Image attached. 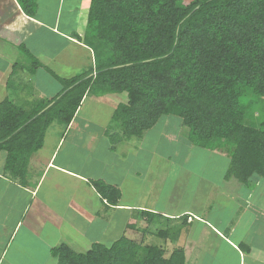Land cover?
Listing matches in <instances>:
<instances>
[{
  "label": "trees",
  "instance_id": "obj_1",
  "mask_svg": "<svg viewBox=\"0 0 264 264\" xmlns=\"http://www.w3.org/2000/svg\"><path fill=\"white\" fill-rule=\"evenodd\" d=\"M17 1L27 15H37L39 0ZM82 39L94 65L70 77L52 71L61 83L57 94L0 102V150L10 175L26 178L49 127L68 126L87 94L126 93L112 116L122 129L118 140L142 138L161 117L175 116L193 145L228 157L226 179L249 191L255 178L264 180V0H90ZM91 184L118 204L117 185ZM145 214L149 225L140 240L124 235L86 252L63 243L51 254L57 264H186L184 249L168 255L145 243L159 223L155 213ZM162 230L157 234L167 238Z\"/></svg>",
  "mask_w": 264,
  "mask_h": 264
},
{
  "label": "crops",
  "instance_id": "obj_2",
  "mask_svg": "<svg viewBox=\"0 0 264 264\" xmlns=\"http://www.w3.org/2000/svg\"><path fill=\"white\" fill-rule=\"evenodd\" d=\"M89 3L90 0H39L38 13L32 17L23 11L17 0H0V102L5 98L25 103L51 97L53 94L48 96L40 90L34 79L40 68L60 82L52 71L70 77L94 65L89 52L93 50L82 39L86 25L81 23L83 30L73 28L77 23L72 25L74 18L80 21L81 15L87 24ZM72 45L79 48L73 54ZM83 49L89 52L86 62L82 60L85 57H78ZM33 60L40 62L35 69H32ZM16 64L23 67L17 68ZM10 79L12 86L8 87ZM121 95L123 93L87 94L68 126L54 122L47 130L43 147L31 156L23 181L5 169L7 154L0 150V264H57L51 254L53 247L66 243L82 251L80 243L67 238V228L78 233L84 227H99L106 233L116 227L120 211H127L130 214V218H126L127 221L129 218L128 226H135L131 224L135 210L146 227L149 225L146 212L155 213L159 225H170L169 221L163 222L164 219L184 220L179 233L171 232V237L165 238L171 246L165 249L168 253L175 248L184 249L186 264H264V180L261 178H255L256 187L250 193L245 191L247 197L242 198L237 190L229 187L226 190L222 183L220 189L215 188L218 191L215 194L214 180H211L203 212H193L189 207L176 210L175 206L159 205L156 201L146 205L123 202L124 185L133 191L135 178L145 177L150 170L152 152L150 147L143 146L145 134L137 138L138 142L124 136L113 142L110 134H118L113 125L98 126L91 112L80 114L91 99L95 104L112 106L113 116L117 106L123 103L119 102ZM126 100L127 96L124 102ZM171 136L167 139L172 142ZM187 142L182 144L187 152L196 148ZM128 150H132L129 158L128 153L125 154ZM146 150L149 151L144 158L147 162L141 167L136 161ZM85 152L93 154L92 160L83 158ZM175 153V159L170 155L173 162L169 163V168L175 163L180 171L185 170L188 165L184 155L177 150ZM157 156L168 160L163 153ZM228 167L229 164L226 169ZM225 173L223 178L227 184L230 179L225 178ZM98 179L120 188L118 204L109 203L97 192L91 180ZM156 188L155 185L150 187L152 194L156 192L154 199L158 193ZM233 192L232 198H227ZM218 194L227 195L214 198ZM155 224L153 229L157 227ZM129 229L136 233V226Z\"/></svg>",
  "mask_w": 264,
  "mask_h": 264
},
{
  "label": "rangeland",
  "instance_id": "obj_3",
  "mask_svg": "<svg viewBox=\"0 0 264 264\" xmlns=\"http://www.w3.org/2000/svg\"><path fill=\"white\" fill-rule=\"evenodd\" d=\"M184 1L188 3L192 0ZM84 19L85 18L82 17V15L79 17V22H77L76 18H74L72 21V25L77 23L78 26H74L73 28H75L76 30H83L85 27L82 28L81 23H84V25H86V23L82 21ZM78 50L79 48L77 46H71V54H73V52H77ZM89 52L90 61L94 62V53L92 51ZM89 52L84 50V52H81L78 57L81 59L85 57L82 60L86 62ZM40 69V72L37 74V76L34 77V79L37 81L38 87L40 88V90L43 89L48 94V96H51L52 94V96H54L61 90V83L55 80V78H52L51 74H49L46 70H44L43 68ZM71 69H73V67ZM76 69L78 70V68ZM72 74H75V72H72ZM126 96V93H123V95L119 97V102L123 101L124 103ZM114 100L116 99L114 98ZM113 104L116 105V102ZM111 107L109 104L105 103L102 104V106L100 104H95L93 101H91V99H89L84 106V111H82L80 114L85 115L91 112V115H94L96 117V125L106 127H110L113 125V127L116 128L114 129V132L121 134V127H119L115 120L112 119L111 111L113 110L110 109ZM169 118L171 119L169 120ZM180 128V118L175 116H164L158 120L153 128L145 133V136L142 139V142L145 143L143 146L150 147L149 151L150 153L152 152L149 156L150 170L145 177L137 176L135 178L133 191L129 190V187L127 185H124L123 190L125 194L123 196V202H132L134 203V205H146L151 204V201L152 203L156 201L159 203V205L161 203L162 205H165L167 207L175 206L174 208L176 210L189 207L188 209L193 212H203L205 201L209 199L211 180H214V189L216 187L220 189V184L222 183L226 190H228L229 187L235 191L237 190L241 195V198L243 197V195L247 197L246 194L250 193L249 190L245 189V187L235 178H231L227 184L225 183L223 176L225 171H227L228 169H226L229 163L228 157L226 155L224 157L223 154L218 153L214 150L200 147L187 149L189 152L188 153L186 149L182 147L183 142L186 143L188 139L183 135L181 136ZM169 135H172V138H170L173 139L172 142L169 140V138L167 139ZM114 139L116 141H120L118 140V134L114 137ZM132 139L136 140L135 142H138L139 140L137 138ZM100 146H102V144H100ZM64 147H67V143L66 145H64ZM132 149L134 148L132 147ZM175 150L184 155L183 157L186 159L185 162L188 165L185 170L180 171V167H178L175 163H172V167L169 168V163L172 161L170 155H173L174 159L177 156V153L173 154ZM129 151L131 152L132 150H128V152H125V154L128 153V158ZM149 151H143V156L137 159L136 164H139L141 167L145 166V163L147 161H144V158L148 157L149 154L147 152ZM133 152L139 155V152L137 153L135 152V150H133ZM104 153H106V150H104ZM160 153L165 154L168 160L166 159V161H164L163 159H160V157L157 156ZM86 157L88 158V160H92L93 154L90 155V153L85 152L83 158L85 159ZM151 185H155L157 187L156 190L158 193L155 197L156 199H154V195L156 194V192L155 194L154 192L152 194L150 190ZM261 189L262 188L260 187V190ZM216 193H218V191L215 189V194ZM233 194L235 193H231L229 195L230 197L226 194L227 198H232ZM226 195L218 194L214 198H225L224 196ZM137 213L138 211L135 210V213L133 215L134 218L131 221V224H136V233L129 229V227H131L130 224V226H128L130 214L127 213V211H120L118 215L117 225L115 228L111 227L110 231L105 233L103 228L84 227V229L76 233L75 230L69 227L65 230L67 231V238L69 237L70 240L74 239L73 241H75L76 243H80L79 246L80 249H82V252H86L94 243L111 245L114 241L123 237L124 235L140 240L142 238L141 231L144 230L146 225ZM127 216H129L128 221L126 220ZM167 221H169L170 225L165 226L164 223L161 225H159V223L155 224L158 229L157 227H155L153 229L154 233L147 236V240L145 241L146 244L159 245L163 246V248L168 247V249H170L171 246L169 245V240L165 239V236L158 235L157 233L159 230L163 229L162 233H164V231L165 233L174 232V234L176 235L177 233H179V226L183 223L184 220L175 218L170 220H163V222ZM166 237L170 238L171 235H168ZM169 254L170 253H168V255Z\"/></svg>",
  "mask_w": 264,
  "mask_h": 264
}]
</instances>
